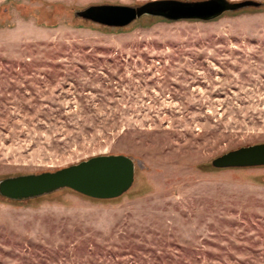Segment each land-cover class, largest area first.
Masks as SVG:
<instances>
[{"label": "rangeland", "instance_id": "obj_1", "mask_svg": "<svg viewBox=\"0 0 264 264\" xmlns=\"http://www.w3.org/2000/svg\"><path fill=\"white\" fill-rule=\"evenodd\" d=\"M154 1L0 0V181L141 166L112 200L0 197V264H264V166H211L264 143V0L211 21L75 16Z\"/></svg>", "mask_w": 264, "mask_h": 264}, {"label": "water", "instance_id": "obj_2", "mask_svg": "<svg viewBox=\"0 0 264 264\" xmlns=\"http://www.w3.org/2000/svg\"><path fill=\"white\" fill-rule=\"evenodd\" d=\"M252 1L229 3L225 0H164L129 7L96 5L75 12L85 21L108 28H123L143 16L170 21H211L223 13L245 7H257ZM135 166L139 162L124 155L91 157L53 172L20 175L0 181V197L20 202L70 190L95 200H112L127 193L135 182ZM214 169H242L264 166V143L229 151L211 161Z\"/></svg>", "mask_w": 264, "mask_h": 264}]
</instances>
